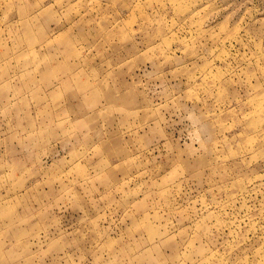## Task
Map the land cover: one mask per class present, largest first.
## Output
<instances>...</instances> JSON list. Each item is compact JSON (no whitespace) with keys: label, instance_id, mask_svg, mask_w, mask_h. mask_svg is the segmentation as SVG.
Segmentation results:
<instances>
[{"label":"rangeland","instance_id":"rangeland-1","mask_svg":"<svg viewBox=\"0 0 264 264\" xmlns=\"http://www.w3.org/2000/svg\"><path fill=\"white\" fill-rule=\"evenodd\" d=\"M0 264H264V0H0Z\"/></svg>","mask_w":264,"mask_h":264}]
</instances>
